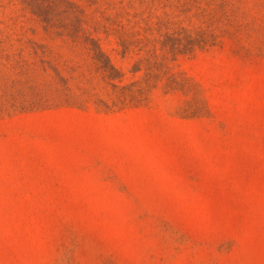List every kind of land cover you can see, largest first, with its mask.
<instances>
[{
	"label": "rangeland",
	"instance_id": "rangeland-1",
	"mask_svg": "<svg viewBox=\"0 0 264 264\" xmlns=\"http://www.w3.org/2000/svg\"><path fill=\"white\" fill-rule=\"evenodd\" d=\"M0 264H264V0H0Z\"/></svg>",
	"mask_w": 264,
	"mask_h": 264
}]
</instances>
